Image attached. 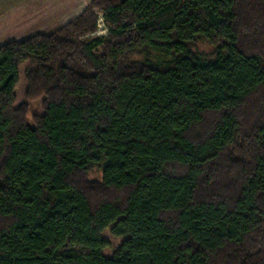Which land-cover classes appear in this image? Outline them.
<instances>
[{
    "label": "trees",
    "instance_id": "1",
    "mask_svg": "<svg viewBox=\"0 0 264 264\" xmlns=\"http://www.w3.org/2000/svg\"><path fill=\"white\" fill-rule=\"evenodd\" d=\"M0 264H264V0H93L0 46Z\"/></svg>",
    "mask_w": 264,
    "mask_h": 264
},
{
    "label": "rangeland",
    "instance_id": "2",
    "mask_svg": "<svg viewBox=\"0 0 264 264\" xmlns=\"http://www.w3.org/2000/svg\"><path fill=\"white\" fill-rule=\"evenodd\" d=\"M52 4H55L54 0H51ZM93 0H67V6L66 9H63L64 15L61 19L63 22L68 21L67 24L77 19L79 16H81L85 10L89 7ZM79 14L78 17L75 18V15ZM98 28L97 32L91 36H88L86 39L93 40L98 37H108L109 36V30L110 26L106 22L104 18V14L102 12H98ZM33 21H36L35 18H33ZM198 49L202 52L207 54L208 56H211L214 54L213 47L207 43L202 42L199 44ZM138 61H144V58H138ZM26 70V67H23ZM23 69V70H24ZM27 91H28V83L23 78L18 90H17V104L16 107L18 108L21 105H28L29 106V113L27 116V120L29 124L34 126V116H38L42 114L43 111V98L37 99V100H31L29 101L27 99ZM259 106V95L252 97L246 104V109L244 110L245 113H247V116L245 117V124L247 127L249 125L248 122H250L253 118L256 117V110ZM210 118V117H209ZM208 118V119H209ZM207 119V120H208ZM210 120V119H209ZM208 120V121H209ZM76 179L78 181L83 180V187L87 189L88 193L90 194V198L93 201H96L100 196L101 198H112L114 195H117L118 193H115L110 190H104L100 188V184L102 182V171L100 169H94L87 174H79L76 176ZM74 179V180H76ZM76 180V181H77ZM100 188V190H99ZM103 239L107 242L108 248L104 251V255L107 258H112L115 252L120 248L122 244V239L114 238L110 231L107 230L103 234Z\"/></svg>",
    "mask_w": 264,
    "mask_h": 264
},
{
    "label": "crops",
    "instance_id": "3",
    "mask_svg": "<svg viewBox=\"0 0 264 264\" xmlns=\"http://www.w3.org/2000/svg\"><path fill=\"white\" fill-rule=\"evenodd\" d=\"M54 1L53 5L51 0H0V46L36 35H50L64 27L68 21L59 18L68 2Z\"/></svg>",
    "mask_w": 264,
    "mask_h": 264
}]
</instances>
